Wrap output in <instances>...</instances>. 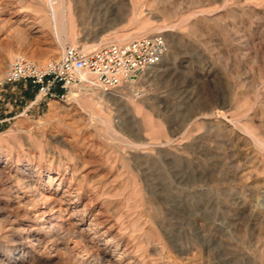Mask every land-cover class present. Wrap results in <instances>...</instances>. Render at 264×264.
<instances>
[{"label":"rangeland","instance_id":"374dc122","mask_svg":"<svg viewBox=\"0 0 264 264\" xmlns=\"http://www.w3.org/2000/svg\"><path fill=\"white\" fill-rule=\"evenodd\" d=\"M101 1L68 0L61 40L45 0H0V79L17 56L167 43L97 97L3 89L0 264H264V0Z\"/></svg>","mask_w":264,"mask_h":264},{"label":"built area","instance_id":"2783aa9c","mask_svg":"<svg viewBox=\"0 0 264 264\" xmlns=\"http://www.w3.org/2000/svg\"><path fill=\"white\" fill-rule=\"evenodd\" d=\"M167 43L152 35L126 44H110L86 52L81 46H65L58 59L43 64L17 56L7 64L0 79V93L6 86L25 83L36 91L37 101L63 100L72 87L94 84L105 91L138 80L164 57Z\"/></svg>","mask_w":264,"mask_h":264},{"label":"bare ground","instance_id":"6f19581e","mask_svg":"<svg viewBox=\"0 0 264 264\" xmlns=\"http://www.w3.org/2000/svg\"><path fill=\"white\" fill-rule=\"evenodd\" d=\"M70 2V1H69ZM102 4H108V2L106 0H102L101 1ZM104 5V6H105ZM45 7L47 9V15L52 19V22L54 24H57V23H60L61 25V29L59 31V35H60V38L61 40L62 39H67V37H69V29L67 27H69L67 24V22L69 23V21H67L66 19V16H67V12L69 11V3H68V0H45ZM105 11H108L107 7L105 8ZM101 13V12H100ZM106 13V12H105ZM104 15V14H103ZM115 26V23H113V25L111 27ZM110 27V28H111ZM69 30V31H68ZM70 38V37H69ZM117 38V37H116ZM123 38V36H122ZM94 39V38H93ZM126 39V38H125ZM121 41H124V38L123 39H119V41H114V43L112 44H115V45H122L123 43H121ZM126 42V41H125ZM128 43V42H127ZM126 44V43H124ZM70 46H77V45H70ZM99 46V44L95 45V44H92V45H89L88 47L85 46L83 48L84 51L86 52H92V51H95L96 49H99V48H96L94 50H91L93 49L94 47H97ZM107 46V45H106ZM88 50H91V51H88ZM91 78L92 77H88V84L84 85V86H81V87H72L69 91V93L71 94V98H76V94H74V92H85V93H91L93 95H95L97 97V93H95V89H94V85H93V78H92V81H91ZM137 80H134L132 81L131 83H135ZM97 90V89H96ZM99 90V88H98ZM105 91V90H104ZM68 93V94H69ZM83 95V94H82ZM78 96V94H77ZM94 96V97H95ZM86 97V96H85ZM102 263V262H101Z\"/></svg>","mask_w":264,"mask_h":264}]
</instances>
